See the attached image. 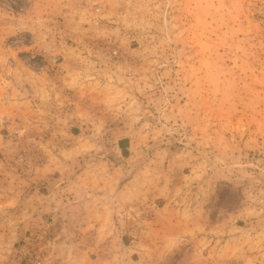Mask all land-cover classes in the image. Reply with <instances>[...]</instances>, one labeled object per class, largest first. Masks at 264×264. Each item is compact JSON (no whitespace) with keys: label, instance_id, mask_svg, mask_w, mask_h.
Listing matches in <instances>:
<instances>
[{"label":"crops","instance_id":"1","mask_svg":"<svg viewBox=\"0 0 264 264\" xmlns=\"http://www.w3.org/2000/svg\"><path fill=\"white\" fill-rule=\"evenodd\" d=\"M73 1L32 0L23 14L0 13V92L14 96L7 104L0 103V116L23 123L31 132L51 133L49 142L60 136L73 144L66 151L45 145L44 164L21 169L14 162L17 147L0 134V264H11L14 245L26 229L50 216L74 223L83 212L101 220L100 237L110 238L117 250L120 229L137 225L131 231L152 240L148 248L168 253L193 249L192 264H264V170L251 180L236 161L247 144L257 140L246 135L232 144L212 136L209 148L218 150L207 164L209 172L192 157L161 146L169 138L164 137L163 124L185 121L182 109L195 100L187 102L191 89L185 88L184 103L172 102L176 95L155 91L146 81H154L156 64L169 62V56L171 62L187 66L193 59L198 63L202 54L176 59L177 47L171 42L165 58L158 56L155 44H147L129 52L135 57L130 66L102 60L84 39L87 31L105 26L92 22ZM104 5L108 15L132 14L140 8L138 0H104ZM79 13L83 17L76 21L83 24L72 23L78 35H63L65 41L58 46L61 61L55 69L49 67L50 76L22 70L18 56L24 58L21 52L31 47L12 37L28 33L39 41L54 32L56 17L71 20ZM11 59L18 63L14 69L6 67ZM202 71L196 69L195 77L202 78ZM165 72V77L171 73ZM112 152L115 162L108 157Z\"/></svg>","mask_w":264,"mask_h":264},{"label":"rangeland","instance_id":"2","mask_svg":"<svg viewBox=\"0 0 264 264\" xmlns=\"http://www.w3.org/2000/svg\"><path fill=\"white\" fill-rule=\"evenodd\" d=\"M31 1L0 0V13L23 14L26 7L31 5ZM76 1L79 7L88 12L92 22L105 26V30L87 31L84 42L88 39L93 48L97 49L100 58V49L107 50L116 46L122 56L102 57V60L130 66V59L135 57L132 58L129 52L147 44H155L158 56L165 58L171 52L168 50L171 42L177 47H173L176 49V59L202 54L201 57L198 56V63L195 64L193 59L187 66L171 62L169 56V62L156 64L157 76L154 81H146L155 91L163 89L164 93H169L170 96L176 95L175 98L171 97L174 100L172 102L184 103L187 99L186 93L184 96L185 88L191 89L187 102L195 100L191 101L195 108L189 105V108H192L189 109L188 105H185L182 109L185 121L177 119L163 124L164 137L169 138L162 140V147L181 152L185 157H192L191 161L197 160L201 164L200 168L209 172V165L212 164L210 158L218 150L216 146L215 150L209 148L212 136L219 141L230 139V143L236 144L249 135L254 142L257 140L260 145H264V0H198L197 3L196 0H138L140 8L136 13L112 12L109 15L104 12V0H89L87 6L83 3L85 0L73 2L76 4ZM95 7L99 8L98 12L93 9ZM76 17L80 19L83 15L71 16V20L68 17L65 21L61 16L56 17L53 21L54 32H49L50 35L45 33L39 41L28 33L15 34L12 38H18L17 41L21 40L31 47L26 52H21L24 58L18 56L20 65L25 67L22 70L26 69L31 75H35V71L39 70L40 73L42 71L50 76L49 73L53 71L49 70V67L55 69L61 61L58 46L65 41L64 36L68 33L78 35L72 29L73 21L81 23L76 21ZM48 22L50 25V18ZM98 25L93 26L97 28ZM187 43V47H181V44ZM146 50L147 48H140L141 53L145 54ZM211 56H217L219 60L212 62ZM245 57L248 58L244 60ZM54 58L57 59L55 65L51 61ZM13 61L7 60L6 67L16 68L18 63ZM185 67H189L187 73H184ZM196 69L203 70L200 73L202 78L195 77ZM164 71L171 73L165 77ZM185 74L188 75L184 78ZM15 83L18 84V80H15ZM65 96L69 101L73 98L69 92ZM11 97L14 96L8 91L0 92V103L7 104ZM19 129L22 132L16 133ZM0 134L3 139H9L17 147L14 162L21 169L43 165L45 145H49L54 151H66L73 145L60 136L53 137V141L49 142L51 133L47 135L31 132L26 125L7 116H0ZM258 143H248L246 151H241L236 159L237 165L244 168L246 177L251 180L259 178L264 170V149L262 151ZM111 146L112 144H108L109 148ZM25 150L29 157L28 166L18 159ZM223 151L227 153V146L223 147ZM108 157L110 161L115 162L113 152L112 156ZM79 215L72 220L74 223L62 217L50 216L44 218L43 223L25 230L31 231L40 227V233L50 230L57 234L44 264L193 263L194 250L191 248L178 249L172 253L161 248H148L152 240L148 237L141 239L131 231L132 227L137 225L129 224L128 230L124 226V232L120 229L117 242L120 249L117 250L115 245L114 248L111 246L110 238L100 237L103 234V229L99 228L101 220L91 218L85 212ZM127 216L131 218L130 211ZM20 240L14 245L11 264H17ZM165 246L161 244V247ZM188 247H194V243ZM53 255L55 257L52 258Z\"/></svg>","mask_w":264,"mask_h":264},{"label":"built area","instance_id":"3","mask_svg":"<svg viewBox=\"0 0 264 264\" xmlns=\"http://www.w3.org/2000/svg\"><path fill=\"white\" fill-rule=\"evenodd\" d=\"M89 0H85L83 3L85 6L88 5ZM94 6V5H93ZM96 12L99 11L98 7L93 8ZM53 48H50V50ZM101 50V55L103 58H121V53L118 50L117 46L109 48L107 50ZM45 50H43V53ZM53 65L57 63V59H51ZM16 133L22 132L20 129L15 131ZM18 159L26 166L29 164V157L25 150L18 156ZM40 227H37L31 231H25L23 237L18 243V252H17V264H44L49 255V250L52 245L55 243L57 234L53 231L46 230L45 232L40 233Z\"/></svg>","mask_w":264,"mask_h":264},{"label":"trees","instance_id":"4","mask_svg":"<svg viewBox=\"0 0 264 264\" xmlns=\"http://www.w3.org/2000/svg\"><path fill=\"white\" fill-rule=\"evenodd\" d=\"M120 147H121V150H122V154L123 155H126V152H125V145L121 142L120 143Z\"/></svg>","mask_w":264,"mask_h":264}]
</instances>
